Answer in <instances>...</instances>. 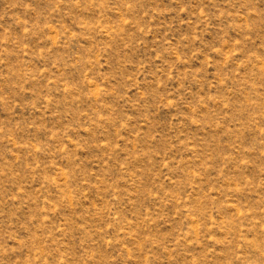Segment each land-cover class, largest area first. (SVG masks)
Wrapping results in <instances>:
<instances>
[{
  "label": "rangeland",
  "instance_id": "rangeland-1",
  "mask_svg": "<svg viewBox=\"0 0 264 264\" xmlns=\"http://www.w3.org/2000/svg\"><path fill=\"white\" fill-rule=\"evenodd\" d=\"M0 264H264V0H0Z\"/></svg>",
  "mask_w": 264,
  "mask_h": 264
}]
</instances>
